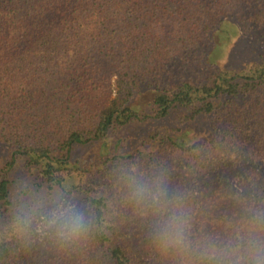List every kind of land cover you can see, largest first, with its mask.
<instances>
[{"label":"trees","instance_id":"1","mask_svg":"<svg viewBox=\"0 0 264 264\" xmlns=\"http://www.w3.org/2000/svg\"><path fill=\"white\" fill-rule=\"evenodd\" d=\"M232 18L263 42L236 67L217 58L229 48L219 31L240 34ZM150 91L152 113L140 114L133 100ZM172 111L175 126L132 151L71 157L74 144ZM198 118L206 132L189 141ZM3 149L0 264H175L156 249L133 177L180 198L194 241L223 246L242 223H264V0H0ZM53 199L87 217L76 244L10 234L19 209Z\"/></svg>","mask_w":264,"mask_h":264},{"label":"clouds","instance_id":"2","mask_svg":"<svg viewBox=\"0 0 264 264\" xmlns=\"http://www.w3.org/2000/svg\"><path fill=\"white\" fill-rule=\"evenodd\" d=\"M132 179V197L147 203L155 221V245L175 264H264V223L259 218L242 223L223 246L193 239L191 216L159 181ZM11 235L27 240L33 234L47 237L60 247L76 244L89 230L88 219L75 204L53 199L51 203L19 209Z\"/></svg>","mask_w":264,"mask_h":264},{"label":"rangeland","instance_id":"3","mask_svg":"<svg viewBox=\"0 0 264 264\" xmlns=\"http://www.w3.org/2000/svg\"><path fill=\"white\" fill-rule=\"evenodd\" d=\"M234 23H238L241 28L239 36L234 39H228L229 30L223 28L219 31L217 39L227 40L228 54L227 56L219 55L217 58L219 62L226 66L236 67L241 64L245 58L252 55L253 50L258 52L257 49H261L263 42L259 36V30H247V26L241 24L237 18H232ZM243 22V21H241ZM215 39V40H217ZM211 42H214L211 40ZM256 55V53H254ZM253 54V55H254ZM202 69V68H201ZM154 91L142 92L135 96L133 100L134 108H139V113H152L151 104L148 102ZM177 121L176 114L172 112L165 116L148 117L145 120H131L128 123L117 128L107 139V143H101L100 141H93L84 144H74L72 151V159H80L82 157H89L91 153L109 154V153H126L132 151L136 147H139L147 139L149 133L164 132L167 129H171L175 126ZM207 124L201 118L194 120L184 126V130L187 133L185 138L189 141H194L206 132ZM180 137V135H177ZM9 153H6V149L0 150V163L7 159ZM20 157L17 160L21 161ZM25 170L23 169V163L20 162V166L15 169L16 182L21 185L23 178L25 177ZM45 199V198H44ZM47 199V198H46Z\"/></svg>","mask_w":264,"mask_h":264}]
</instances>
